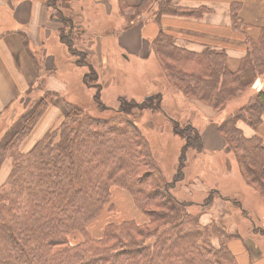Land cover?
<instances>
[{
  "label": "trees",
  "instance_id": "obj_1",
  "mask_svg": "<svg viewBox=\"0 0 264 264\" xmlns=\"http://www.w3.org/2000/svg\"><path fill=\"white\" fill-rule=\"evenodd\" d=\"M152 1L128 7L119 0L121 14L136 18ZM171 1L164 0L157 19L166 14L199 19L209 10L173 7ZM45 2L51 4L46 5L51 20L75 24L62 17L61 0ZM241 5H230L231 29L244 36L247 47L236 72L228 69L224 50L193 52L178 47L175 38L163 31L152 42V52L170 83L187 98L217 110L264 76V28L256 38L250 37L239 17ZM23 40L28 45L27 38ZM248 74L252 82H247ZM45 94L16 118L0 140V168L14 155L7 190L0 192V264H236L224 227L200 223L211 199L200 204L198 213L189 212L193 203L173 196L174 184L164 176L136 124L143 110L160 108V94L141 103L121 98L120 108L109 118L89 116L79 106L65 103L60 122L55 120L23 153L20 146L52 102L47 99L56 98L55 93ZM263 120L264 88H260L244 106L220 119L219 130L247 181L258 185L264 196L262 139L245 137L238 126L244 121L256 130ZM175 132L185 140L183 150H204L202 137L191 124ZM114 187L128 193L144 220L109 222L95 237L89 225L112 210Z\"/></svg>",
  "mask_w": 264,
  "mask_h": 264
},
{
  "label": "rangeland",
  "instance_id": "obj_2",
  "mask_svg": "<svg viewBox=\"0 0 264 264\" xmlns=\"http://www.w3.org/2000/svg\"><path fill=\"white\" fill-rule=\"evenodd\" d=\"M22 1L24 0H8L5 7L0 6V36L9 29L20 27L14 20L12 5ZM32 1L40 2L46 8L51 5L46 4L45 0ZM98 1L100 0H61L62 17L71 18L75 24L66 26L63 23L62 31H54L50 36H45L43 29L40 43L35 45L28 42L31 52L28 54L42 74L38 78V85L20 95L8 111L18 108L16 112L7 113L0 119V140L17 116L23 115L40 98H46V92H55L56 98L47 99L52 102L37 122L35 136L49 124L45 120L49 114L52 117L59 113L56 121L60 122V118L66 113L65 103L79 106L89 116L109 118L120 108L121 98L141 103L147 97L160 94V108L156 111L143 110L138 115L136 124L164 176L174 184L171 193L179 200L193 203L189 209L193 214L201 211L200 204L206 203L210 198V205L202 212L200 223L206 225L217 222L230 231V241L238 240L247 246L246 240L251 239L258 245L261 253H264L262 190L258 185L247 181L234 152L227 146L219 130L220 119L244 106L257 91L253 88L254 83L220 110L212 104L187 98L179 88L170 83L154 54L148 58L132 56L128 59L127 54L117 44L109 52L98 51L97 45L104 31L112 27L120 30L123 20L125 21L119 14L122 13L119 2L109 0L111 11L108 12V7ZM155 4H159V1L147 3L142 9V15H149L148 10L155 8ZM214 9L219 15L220 24H225L226 18L222 9ZM47 10L52 15L51 9ZM130 15L131 12L127 16ZM53 23L56 24V21ZM25 33L24 31L19 35L28 39ZM109 41H114V37L104 43ZM246 79L247 82L254 80L250 74ZM260 85L263 86V83L260 82ZM190 124L203 138L205 147L201 152L193 147L183 150L185 140L175 132V128H187ZM238 126L253 131L244 121H240ZM29 146L24 150L28 151ZM13 156L12 153L0 168V192L7 190L5 184ZM111 204L112 210H105L89 225L93 236H100L104 225L109 222L123 219L139 222L144 220L128 193L120 188H112ZM213 243L218 245V240L214 239Z\"/></svg>",
  "mask_w": 264,
  "mask_h": 264
},
{
  "label": "crops",
  "instance_id": "obj_3",
  "mask_svg": "<svg viewBox=\"0 0 264 264\" xmlns=\"http://www.w3.org/2000/svg\"><path fill=\"white\" fill-rule=\"evenodd\" d=\"M7 1L0 0V6L5 7ZM100 1L108 7L107 11L110 12L111 2L109 0ZM115 1L119 2V0ZM142 1L124 0V3L128 7H133L141 5ZM153 1H159V4H155V8L152 7L148 10L149 15L141 14L136 18L128 19V17L126 18L125 15L119 13L125 21L122 19L123 23L119 28L120 30L112 27L104 31L103 36L100 37V43L97 45L98 51L103 50L109 52L113 49V45L117 44L127 54L128 59L132 56L140 59L148 58L153 54L152 42L156 39L160 31H163L175 38L178 47L193 52L203 53L209 49L217 51L224 50L227 55L228 69L231 72H236L240 68L241 60L246 56L247 47L244 36L231 29L230 5L232 3L242 4L239 10V17L246 26L247 33L250 37L256 38L260 34V30L264 28V0L171 1V6L181 7L182 9L200 7L209 9L199 19H190L172 14L162 15L157 19V12L163 7L164 1ZM12 6L14 20L20 24V27L17 29H9L0 36V119L7 113L14 114L18 108L12 109L11 112L8 111L12 108L18 97L39 83L38 78L41 70L39 71L37 69L34 60L28 54L30 49L24 43L19 33H24L25 31L28 37L27 41L36 45L41 42V30L44 29L45 36H50L54 31H61L62 27V24L59 22H56V24L53 23V20L49 17L47 8L40 2L24 0ZM215 7L222 9L224 17L226 18L225 24H220L219 15L216 14ZM112 36L114 37V41L104 43L105 40ZM263 80H258L259 83H256V86L253 85V88L257 89V91L263 88ZM260 82L263 83V86L260 85ZM49 91L54 92L51 89ZM58 114L52 117L50 114L48 115L45 120L49 124L43 131H40L38 136H35L37 134L36 126L30 136L23 141L20 151L23 153L29 152L44 136L56 120ZM240 129L247 138L259 136L262 139L264 147V120L256 130L253 129L252 131L243 126ZM27 145H30L27 149L28 151L26 149L24 150V148H27ZM224 229L229 235L230 231L225 227ZM246 244L247 246H244L238 240H229L228 247L235 257L236 264H264V253H261L258 245H255L251 239H247Z\"/></svg>",
  "mask_w": 264,
  "mask_h": 264
}]
</instances>
